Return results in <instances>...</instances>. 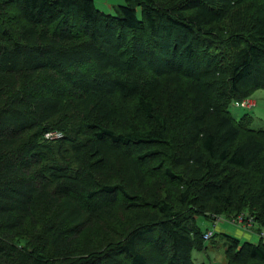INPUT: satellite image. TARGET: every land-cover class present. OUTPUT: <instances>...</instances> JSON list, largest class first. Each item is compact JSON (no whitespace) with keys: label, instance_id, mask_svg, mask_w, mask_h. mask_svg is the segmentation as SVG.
I'll use <instances>...</instances> for the list:
<instances>
[{"label":"trees","instance_id":"trees-1","mask_svg":"<svg viewBox=\"0 0 264 264\" xmlns=\"http://www.w3.org/2000/svg\"><path fill=\"white\" fill-rule=\"evenodd\" d=\"M258 89L264 0H0V264H205L200 216L261 229L264 129L230 111Z\"/></svg>","mask_w":264,"mask_h":264},{"label":"rangeland","instance_id":"rangeland-1","mask_svg":"<svg viewBox=\"0 0 264 264\" xmlns=\"http://www.w3.org/2000/svg\"><path fill=\"white\" fill-rule=\"evenodd\" d=\"M98 8L106 13H115V6L124 4L125 0H95ZM244 100L249 101V105L252 107L243 106ZM230 111L232 114L240 119L245 115V121H250V126L254 129H264V89H258L251 96H248L241 101H236L231 105ZM244 217V218H243ZM198 224L203 230L213 231L214 236L206 240L207 248L204 250H194L193 258L199 263L205 264H226V241L223 238V234L220 228L225 227L229 234H235L236 227L243 229L245 233H248L252 237L245 235L241 237L242 241L258 242L261 238L264 239V226L259 229L258 225L254 224L253 217L249 215V211L241 213L237 217L220 216L216 220L208 219L203 216L198 218ZM218 226V227H217ZM119 230L118 225L111 223L110 221L96 222L95 224L88 225L84 229V234L80 237L85 240L86 244L98 243L102 240L109 239L111 234Z\"/></svg>","mask_w":264,"mask_h":264},{"label":"built area","instance_id":"built-area-1","mask_svg":"<svg viewBox=\"0 0 264 264\" xmlns=\"http://www.w3.org/2000/svg\"><path fill=\"white\" fill-rule=\"evenodd\" d=\"M247 104H248V106H250V107H252V105L253 104H250L249 105V101H247V100H244L243 102H242V105L243 106H247ZM46 136L47 137H59V136H62V134L61 133H58V132H48L47 134H46ZM244 218V217H243ZM212 235H213V231H211V230H209V231H207L206 233H205V238L206 239H210L211 237H212Z\"/></svg>","mask_w":264,"mask_h":264},{"label":"crops","instance_id":"crops-1","mask_svg":"<svg viewBox=\"0 0 264 264\" xmlns=\"http://www.w3.org/2000/svg\"><path fill=\"white\" fill-rule=\"evenodd\" d=\"M218 227V226H217ZM221 229L222 232H228L225 227H218ZM229 233V232H228ZM235 234L239 237H243L245 235H248L249 237H252L251 235H249L248 233H245V231H243V229H240V227H236V231H235Z\"/></svg>","mask_w":264,"mask_h":264}]
</instances>
